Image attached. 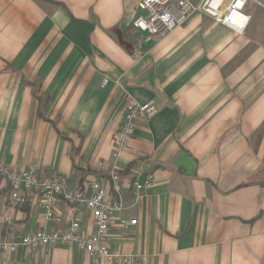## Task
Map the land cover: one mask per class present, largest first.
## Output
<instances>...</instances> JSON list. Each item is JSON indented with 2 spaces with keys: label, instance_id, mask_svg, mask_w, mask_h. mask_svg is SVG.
Listing matches in <instances>:
<instances>
[{
  "label": "crops",
  "instance_id": "0c3cea01",
  "mask_svg": "<svg viewBox=\"0 0 264 264\" xmlns=\"http://www.w3.org/2000/svg\"><path fill=\"white\" fill-rule=\"evenodd\" d=\"M141 2L0 0V161L74 186L101 181L124 203L109 247L133 264H264V0L247 3L243 33L196 12L158 40L132 25ZM127 96L153 100L157 112L138 121L116 159ZM150 175L137 198L134 182ZM10 194L0 178L1 234L46 225L29 191L7 222ZM57 213L65 226L72 208ZM80 214L91 233V211ZM0 264L126 263L52 246L0 253Z\"/></svg>",
  "mask_w": 264,
  "mask_h": 264
},
{
  "label": "built area",
  "instance_id": "2783aa9c",
  "mask_svg": "<svg viewBox=\"0 0 264 264\" xmlns=\"http://www.w3.org/2000/svg\"><path fill=\"white\" fill-rule=\"evenodd\" d=\"M248 2L249 0H200L196 3L191 0H142L144 13L136 16L132 25L146 32L148 39L158 40L166 37L194 13L202 12L224 26L243 33L251 20V15L244 13ZM108 82L109 78H105L104 85ZM156 112L157 106L153 100L140 102L133 96H127L123 122L114 139V158L117 159L129 147L138 121L150 118ZM110 175L113 189L119 195L121 177L117 163L112 166ZM0 178L6 180L11 188L5 220L10 222L14 212L24 205L26 200L21 192L29 191L38 195L46 224L32 234L0 233V253H15L20 249L34 251L52 246H75L94 256L118 259L126 264L135 263L134 255L125 254L118 249L111 250L109 247L112 221L124 209V203L120 198L111 200L107 187L101 181L91 179L85 186H74L66 175L41 174L34 165L24 170H16L3 161H0ZM148 179L146 184L134 182V194L137 198L149 186L152 175ZM64 202L71 206L72 214L69 223L61 226L57 207ZM82 208L88 209L93 215L94 229L88 234L82 231ZM48 224H52V227ZM122 224L125 227L134 226L138 224V220L124 219Z\"/></svg>",
  "mask_w": 264,
  "mask_h": 264
},
{
  "label": "water",
  "instance_id": "95a60500",
  "mask_svg": "<svg viewBox=\"0 0 264 264\" xmlns=\"http://www.w3.org/2000/svg\"><path fill=\"white\" fill-rule=\"evenodd\" d=\"M121 42H122L125 46H127L126 42H124V41L122 40V38H121Z\"/></svg>",
  "mask_w": 264,
  "mask_h": 264
},
{
  "label": "bare ground",
  "instance_id": "6f19581e",
  "mask_svg": "<svg viewBox=\"0 0 264 264\" xmlns=\"http://www.w3.org/2000/svg\"><path fill=\"white\" fill-rule=\"evenodd\" d=\"M239 20V19H238Z\"/></svg>",
  "mask_w": 264,
  "mask_h": 264
}]
</instances>
